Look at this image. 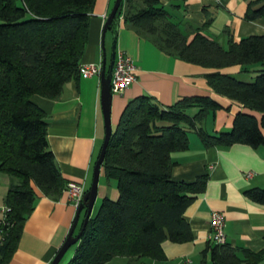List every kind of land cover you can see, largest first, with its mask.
<instances>
[{
  "label": "trees",
  "instance_id": "trees-1",
  "mask_svg": "<svg viewBox=\"0 0 264 264\" xmlns=\"http://www.w3.org/2000/svg\"><path fill=\"white\" fill-rule=\"evenodd\" d=\"M95 3L0 0V173L10 177L4 198L9 210L0 218V264H8L18 248L38 198L36 188L58 200L67 186L50 148L47 114L32 97L57 99L68 82L80 79ZM176 6L162 0H125L110 28L117 29V22L124 20L161 50L213 69L205 75L213 91L260 112L261 118L241 110L230 130L210 133L205 121L223 107L211 96H183L171 105L150 95L129 101L102 164L106 179L116 181L119 197L103 198L67 264H109L116 257L129 258L128 264L145 258L167 262L166 240L195 239L185 213L209 179L207 173L192 182L174 179L172 153L189 148L192 131L208 148L264 145V35L239 41L230 37L225 47L203 32L211 15L203 27L189 28L172 12ZM263 16L264 0L249 1L245 18ZM235 65L243 74H255L254 80L221 71ZM192 109L197 112L191 114ZM244 194L264 204V188H247ZM85 215L83 211L79 230ZM208 257L212 264H264V251L212 240L201 264Z\"/></svg>",
  "mask_w": 264,
  "mask_h": 264
},
{
  "label": "crops",
  "instance_id": "crops-1",
  "mask_svg": "<svg viewBox=\"0 0 264 264\" xmlns=\"http://www.w3.org/2000/svg\"><path fill=\"white\" fill-rule=\"evenodd\" d=\"M162 1L168 5L176 4L172 12L183 26L189 28L203 27L211 15L213 20L203 32L210 38L218 39L225 47L230 37L239 41L251 35H264V16L255 20L245 18L251 0ZM114 2L96 0L82 64L103 65L106 59L109 67L117 29L109 28L104 35V25ZM116 44L117 51H124L135 60L138 79L124 93H113V131L128 102L142 95L153 96L163 105H171L183 96L213 97L223 107L207 117L205 127L210 133L230 130L236 114L241 110L261 118L260 112L244 108L213 91L205 76L213 69L184 61L161 50L150 37L124 20L120 22ZM221 71L239 77L246 75L241 73L240 65ZM32 100L47 114L50 148L63 177L67 182H84L86 187L90 186L96 156L105 137L101 76L80 77L68 82L57 99L35 95ZM196 112L197 109L190 110L191 114ZM189 138L187 150L172 153L175 163L172 176L176 180L192 182L201 174H209L206 190L197 195L185 213L195 232V239L185 243L166 240L163 248L167 262L145 258L137 264H201L202 252L211 240L213 211H221L225 215L227 243L255 252L264 251V204L244 194L247 188H264V145L258 148L246 144L208 148L196 132H190ZM250 172L252 176L248 177ZM101 176H104L103 172ZM101 176L98 196L118 199L116 181H108L105 176L101 180ZM3 178L7 186L10 183L8 175L0 176V188ZM7 190L2 194L3 205ZM36 191L38 198L34 210L24 224L18 248L8 264H51L73 225L78 208L69 202L66 192L63 191L62 196L54 200L40 189L36 188ZM210 263L208 257L207 264Z\"/></svg>",
  "mask_w": 264,
  "mask_h": 264
},
{
  "label": "water",
  "instance_id": "water-1",
  "mask_svg": "<svg viewBox=\"0 0 264 264\" xmlns=\"http://www.w3.org/2000/svg\"><path fill=\"white\" fill-rule=\"evenodd\" d=\"M124 4H125V0H115L113 8L104 25V35L107 32V30L110 28V25L113 23L116 15L122 13ZM119 27H120V22L118 21L117 22V33L114 35L111 62L109 64V67H107V61L106 59H104L103 69L101 73V99H102V108H103L104 121H105L104 141H103L99 156L93 168V177H92L91 185L89 189L86 191L83 202L78 208L73 225L69 231V234L66 240L64 241L58 253L52 260L51 264H60L61 260L63 259L67 251L73 245L79 242L85 230V227L88 223V220L91 217L96 199L98 197V188H99V181H100V176L102 172V164L104 162L107 147L109 145V142H110V139L113 133V126H112V121H111V108H112V98H113L112 76H113V71H114V66H115V58H116V52H117L116 40L118 36ZM83 211L86 212V215L84 217V222H83L81 229L76 233V230L80 223L81 214Z\"/></svg>",
  "mask_w": 264,
  "mask_h": 264
},
{
  "label": "built area",
  "instance_id": "built-area-1",
  "mask_svg": "<svg viewBox=\"0 0 264 264\" xmlns=\"http://www.w3.org/2000/svg\"><path fill=\"white\" fill-rule=\"evenodd\" d=\"M123 19V14L120 17ZM102 64L88 63L82 64L80 68L81 77L101 76ZM138 79V67L135 60L124 51H117L115 66L112 76V92L122 94L125 90ZM252 173H248L251 177ZM87 187L84 182L70 181L67 183L64 192L68 194V200L75 207L79 208L83 202ZM1 218L4 219L9 208L5 205L0 207ZM211 235L210 238L217 244H225L226 239V218L223 212L213 211L210 220Z\"/></svg>",
  "mask_w": 264,
  "mask_h": 264
},
{
  "label": "rangeland",
  "instance_id": "rangeland-1",
  "mask_svg": "<svg viewBox=\"0 0 264 264\" xmlns=\"http://www.w3.org/2000/svg\"><path fill=\"white\" fill-rule=\"evenodd\" d=\"M240 78L242 80H246V81H253L254 80V76H252L251 74H246V75L240 76ZM0 176L1 177H4V176H6V174L0 173ZM4 179L5 178H3L2 186L0 188V207L3 206L2 194H3L4 190H6V188L9 187V184L7 186L6 181ZM103 179H104V176H101V180H103ZM6 193H7V191H6ZM102 200H103V197H100V196L97 197L96 202H95V205H94V208H93V212H92L93 214H95L98 211L100 205L102 204ZM0 213H1V210H0ZM75 250H76V246L73 245L67 251V253L63 257V259L61 260L60 264H67L69 262V260L73 257V255L75 253ZM128 261H129V258H126V257H123V258H114L112 261H110L109 264H128ZM146 261L149 262V260H146Z\"/></svg>",
  "mask_w": 264,
  "mask_h": 264
}]
</instances>
